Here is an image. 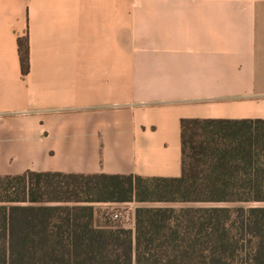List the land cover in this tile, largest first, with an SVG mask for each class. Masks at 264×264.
<instances>
[{"label":"crops","instance_id":"0c3cea01","mask_svg":"<svg viewBox=\"0 0 264 264\" xmlns=\"http://www.w3.org/2000/svg\"><path fill=\"white\" fill-rule=\"evenodd\" d=\"M184 119L264 120V0H0V176L179 178Z\"/></svg>","mask_w":264,"mask_h":264},{"label":"trees","instance_id":"16d2710c","mask_svg":"<svg viewBox=\"0 0 264 264\" xmlns=\"http://www.w3.org/2000/svg\"><path fill=\"white\" fill-rule=\"evenodd\" d=\"M24 76L29 36L18 39ZM179 178L0 176V264H264V120L181 121ZM138 207L134 227L96 204Z\"/></svg>","mask_w":264,"mask_h":264},{"label":"rangeland","instance_id":"374dc122","mask_svg":"<svg viewBox=\"0 0 264 264\" xmlns=\"http://www.w3.org/2000/svg\"><path fill=\"white\" fill-rule=\"evenodd\" d=\"M164 203H146L138 204L135 202L127 204H110V203H101L96 204L97 217L102 223L106 221H111V216L116 213H120L122 216L120 220L125 222L129 227L134 224V215L138 207H156V206H165Z\"/></svg>","mask_w":264,"mask_h":264},{"label":"built area","instance_id":"2783aa9c","mask_svg":"<svg viewBox=\"0 0 264 264\" xmlns=\"http://www.w3.org/2000/svg\"><path fill=\"white\" fill-rule=\"evenodd\" d=\"M121 214L120 213H116V214H114L113 215V218L115 219V220H118V219H120L121 218Z\"/></svg>","mask_w":264,"mask_h":264}]
</instances>
